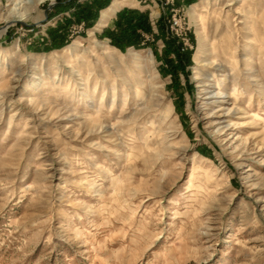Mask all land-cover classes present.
<instances>
[{
  "label": "rangeland",
  "instance_id": "374dc122",
  "mask_svg": "<svg viewBox=\"0 0 264 264\" xmlns=\"http://www.w3.org/2000/svg\"><path fill=\"white\" fill-rule=\"evenodd\" d=\"M29 1L0 0V264H264V0H131L148 27L102 30L111 0Z\"/></svg>",
  "mask_w": 264,
  "mask_h": 264
},
{
  "label": "bare ground",
  "instance_id": "6f19581e",
  "mask_svg": "<svg viewBox=\"0 0 264 264\" xmlns=\"http://www.w3.org/2000/svg\"><path fill=\"white\" fill-rule=\"evenodd\" d=\"M37 0H30L29 1V8L34 6V2ZM130 2H132L131 0H115L114 5L103 12L102 14V20L100 22L99 25H102L103 21L106 19V17L110 16L111 13H113L117 8L121 7L124 4H129ZM131 4V3H130ZM27 9H25L21 14L18 15H9L8 16V21H16V20H23L25 14L28 12ZM119 10V9H118ZM193 15V13H192ZM107 21V20H106ZM246 40H249V36H245ZM264 40V36L262 37ZM205 47V44L203 41H199V47L195 56V63L197 64L196 69L199 70V74L203 75V82L205 83L204 88H207L208 95L209 98H207L208 100H210V102H219V106L222 109H227V113H232V108H230L229 106H227V102L231 101V97H232V93H234V91L237 90V82L240 78V75H243L242 71H240V73H236L234 74L233 78H234V86L232 88V93L226 90V83L225 81L227 80V78L229 77V73L227 68L225 67V64H221L219 57L216 55L215 53V48H213V50L211 51V58H203V49ZM236 48L237 47H232V57L234 58V64L233 68H238L240 67V65L242 64H248V62H252L254 60L253 54H251L250 49L252 48L249 43H247V45L244 47V50L246 51V53L241 54H237L236 53ZM111 49H116L115 47H111L108 45V47L104 46L103 49V53H105L106 55H108L111 59L114 58L113 61L117 62V60L115 59L114 55L112 54ZM95 48L91 49L90 52L94 53ZM85 53H77L75 55V60H81V57H84ZM130 61L135 63L136 65H139L140 68V74L141 72L145 71L144 70V65L140 64V61L143 60V56L136 50H131L129 52V56ZM240 58V59H239ZM150 60V59H149ZM253 63V62H252ZM247 68V66L245 67ZM197 70V71H198ZM36 72V71H35ZM235 73V72H234ZM203 84V83H202ZM227 107V108H226Z\"/></svg>",
  "mask_w": 264,
  "mask_h": 264
},
{
  "label": "crops",
  "instance_id": "0c3cea01",
  "mask_svg": "<svg viewBox=\"0 0 264 264\" xmlns=\"http://www.w3.org/2000/svg\"><path fill=\"white\" fill-rule=\"evenodd\" d=\"M112 2H113V0H111L110 4L108 6H106V7H104V8L101 9L100 14H99V16H98V18H97V20H96V22L94 24V28L96 30H102L106 26H111V27L114 26V24H115L114 22L116 20L117 15L120 14V11H122V9L124 7H133V8L136 7L138 9H140V10H145L144 9L145 6L144 5H141V4H134V5L133 4H131V5L130 4H124L121 7L117 8L113 13H111L110 16L106 17V19L103 21L102 25H99L100 22H101L100 20L103 17L102 16L103 10L106 9V8H108L112 4ZM113 4L111 6H113ZM145 40L146 39L143 36L142 37L139 36V39H138L139 44H144Z\"/></svg>",
  "mask_w": 264,
  "mask_h": 264
},
{
  "label": "built area",
  "instance_id": "2783aa9c",
  "mask_svg": "<svg viewBox=\"0 0 264 264\" xmlns=\"http://www.w3.org/2000/svg\"><path fill=\"white\" fill-rule=\"evenodd\" d=\"M139 2H146V0H138ZM173 1V0H171ZM174 12L173 14L171 15V20H170V26L172 28H174L175 26H177L178 28L174 30H172V35H175L177 37H179L182 41V44L183 46L181 47L182 49L186 48V47H191L192 44L189 40V36H188V33L186 31V29H182L181 28V25H180V19L176 16L177 14V10L175 8H173ZM156 16L157 14L156 13H152L151 15V22L152 24H155V21H156ZM180 27V28H179Z\"/></svg>",
  "mask_w": 264,
  "mask_h": 264
},
{
  "label": "trees",
  "instance_id": "16d2710c",
  "mask_svg": "<svg viewBox=\"0 0 264 264\" xmlns=\"http://www.w3.org/2000/svg\"><path fill=\"white\" fill-rule=\"evenodd\" d=\"M132 14L135 16L134 19L131 20V24L135 27H142V28H147L148 27V21L146 19V15L144 11H140L138 9H128V10H122L120 11V14ZM133 16V17H134ZM136 44H139V41L136 40Z\"/></svg>",
  "mask_w": 264,
  "mask_h": 264
}]
</instances>
